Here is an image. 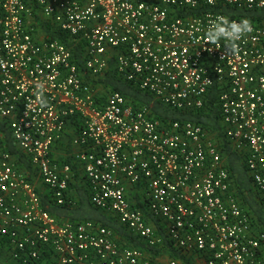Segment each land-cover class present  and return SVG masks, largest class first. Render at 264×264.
I'll return each instance as SVG.
<instances>
[{
	"label": "built area",
	"instance_id": "1",
	"mask_svg": "<svg viewBox=\"0 0 264 264\" xmlns=\"http://www.w3.org/2000/svg\"><path fill=\"white\" fill-rule=\"evenodd\" d=\"M223 6L262 9L264 0H0V121L57 205L69 200L72 168L52 152L68 122L79 121L75 158L92 204L148 247L118 243L111 229L92 221L59 223L3 150L0 131V240L11 259L183 264L155 259L165 235L185 259L264 264V232L234 192L216 134L193 122L156 120L150 108H134L102 82L115 72L185 112L204 108L217 85L225 137L246 156L264 197V24L251 22L239 51L225 56L226 41L206 39L211 21L226 16ZM55 32L67 42L51 38ZM72 42L83 48L84 69ZM38 84L46 107L35 103Z\"/></svg>",
	"mask_w": 264,
	"mask_h": 264
},
{
	"label": "trees",
	"instance_id": "2",
	"mask_svg": "<svg viewBox=\"0 0 264 264\" xmlns=\"http://www.w3.org/2000/svg\"><path fill=\"white\" fill-rule=\"evenodd\" d=\"M221 11L230 19H248L255 24H264V8L255 10H239L232 6H223ZM46 30L48 28L44 27ZM51 38H59L67 42L65 34L61 32L51 33ZM74 46L75 59L78 65L84 69L83 63V48L80 44L72 42ZM107 92H119L134 108L148 107L152 111L153 117L161 122H193L201 125L209 132L215 133L218 140V145L221 149L222 156L226 161L227 168L233 178V189L236 190V195L241 199L242 206L250 214L252 222L257 229L264 232V197L260 195L258 190L253 187L252 177L246 164V156L236 152L231 147L224 134V125L222 111L219 105V94L221 89L213 86L207 96L206 106L200 110L185 112L173 109L157 101L151 94L140 90L137 86L130 82H126L119 78L115 72H109L102 79ZM79 127L80 123L73 120ZM0 131L4 136V143L7 150L15 155H18L22 164V168L26 171H31V166L27 159L17 149L11 130L6 123L0 121ZM78 201L71 203L70 199L64 205H57L51 197L46 194L43 196V207L59 221L68 220L73 223L84 221H93L101 223L104 227L113 230L118 236L122 237L127 245L137 248H148L147 245L138 237L130 234L118 220L110 217L98 208L91 201L89 189L86 186H77ZM157 226L161 228L159 221L155 220ZM3 244L6 241L0 240ZM163 248L153 249L157 253H163L172 249L170 241L164 235ZM178 257L183 258L180 254ZM18 263V262H17ZM22 264V263H18ZM30 264H44V262L35 261Z\"/></svg>",
	"mask_w": 264,
	"mask_h": 264
},
{
	"label": "crops",
	"instance_id": "3",
	"mask_svg": "<svg viewBox=\"0 0 264 264\" xmlns=\"http://www.w3.org/2000/svg\"><path fill=\"white\" fill-rule=\"evenodd\" d=\"M78 128L79 127H77L75 122H73V121L68 122L67 128H66V133H65V136H64L62 142L58 143L54 147L53 152H52V158L60 166L70 165L72 168V175H71L70 189H69V199H70L71 203H76L78 201V195H77V190H76L77 186H86L87 189H89L88 184H87L86 179H85L83 166L75 158L76 153L79 152V150H80L77 146H75L73 144V140H74L75 136L77 135ZM14 143H15V141H14ZM15 145H16L17 149L21 152V154L29 162V164L31 166V171H26L22 168V164H21L19 156L9 152L5 146V143L3 144V150L6 152H9L13 156V162L15 163L16 167L23 174L28 176L30 182L36 187L38 193L43 198V196L48 193L47 187L45 186V184L41 180L37 169H35V167L32 166L28 157L19 149V147L17 146L16 143H15ZM253 187H255L254 184H253ZM234 192H236V190ZM237 197H238L240 203L242 204L240 197L238 195H237ZM42 207H43V201H42ZM43 209L45 211H47L44 207H43ZM105 214L109 215L110 217H114L116 220L119 221V219L115 215L108 213V212H105ZM52 216H54V215H52ZM57 221L61 224L73 223V222H70L68 220L59 221L57 219ZM95 223L102 225L101 223H98V222H95ZM74 224H77V223H74ZM156 226H157V224H156ZM113 233L115 234V238H116L118 243L126 244V241L122 237L118 236L114 231H113ZM154 257H155V259H158L159 261H162L164 263H168L170 258H176L183 264H204L202 260H199L196 257H193L191 259L190 258L185 259L184 257L183 258L178 257V253H176L172 249H170L168 251H164L163 253H158L157 257L156 256H154ZM0 264H18L16 261L11 259L8 245L5 243L3 244L1 241H0ZM44 264H48V261L46 260L44 262Z\"/></svg>",
	"mask_w": 264,
	"mask_h": 264
},
{
	"label": "clouds",
	"instance_id": "4",
	"mask_svg": "<svg viewBox=\"0 0 264 264\" xmlns=\"http://www.w3.org/2000/svg\"><path fill=\"white\" fill-rule=\"evenodd\" d=\"M253 31L251 21L242 19L239 22L230 20L227 16H217L211 21L206 31V39L210 44H218L219 41H226V55H233L239 51V42ZM35 103L46 107L47 99L44 97V85H36Z\"/></svg>",
	"mask_w": 264,
	"mask_h": 264
}]
</instances>
